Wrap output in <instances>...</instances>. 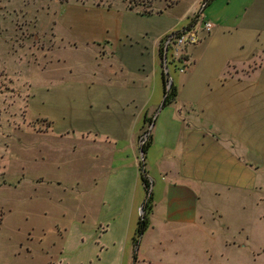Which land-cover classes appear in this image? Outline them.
<instances>
[{"label":"crops","instance_id":"0c3cea01","mask_svg":"<svg viewBox=\"0 0 264 264\" xmlns=\"http://www.w3.org/2000/svg\"><path fill=\"white\" fill-rule=\"evenodd\" d=\"M136 1L60 2L46 84L31 80L29 88L66 99L59 136L74 156L91 163V173L89 182L76 175L64 187L66 193L91 192L106 217L98 254L107 249L100 236L109 233L112 264H130L145 195L142 167L150 209L132 264H191L194 246L209 249L217 218L225 228L241 226L264 196V0H209L203 6L212 27L187 47L188 68L167 77L175 96L163 106L158 41L175 30V21L157 19L161 0H144L145 9ZM144 118L149 139L141 152ZM219 209L226 212L223 219ZM33 264L62 261L43 250Z\"/></svg>","mask_w":264,"mask_h":264},{"label":"rangeland","instance_id":"374dc122","mask_svg":"<svg viewBox=\"0 0 264 264\" xmlns=\"http://www.w3.org/2000/svg\"><path fill=\"white\" fill-rule=\"evenodd\" d=\"M62 1L0 0V264H33L43 250L58 254L62 264L113 263L111 234L100 236L107 249L97 251L106 217L97 210L95 196L93 202L91 192L66 193L64 187L76 175L89 182L91 173V163L76 157L59 136L60 103L66 99L29 88L31 80L46 84L44 67L57 44L51 23ZM161 1L164 9L157 19L175 21L174 29L202 14L201 0ZM176 65L168 61L166 77L178 72ZM148 132L146 120L139 144ZM253 209L254 216L241 226L225 228L217 218L207 252L197 244L189 258L183 257L191 264H264V196ZM242 211L246 218L247 207ZM229 234L234 242H222Z\"/></svg>","mask_w":264,"mask_h":264},{"label":"built area","instance_id":"2783aa9c","mask_svg":"<svg viewBox=\"0 0 264 264\" xmlns=\"http://www.w3.org/2000/svg\"><path fill=\"white\" fill-rule=\"evenodd\" d=\"M141 8L145 9L148 5L144 0H137ZM212 27V22L205 18L203 14L190 20L185 26L170 30L159 38L158 46L161 49V63L163 71L167 70L168 61L176 63L178 72H182L191 64V58L188 55L187 47L194 44L199 39V32L206 33Z\"/></svg>","mask_w":264,"mask_h":264},{"label":"trees","instance_id":"16d2710c","mask_svg":"<svg viewBox=\"0 0 264 264\" xmlns=\"http://www.w3.org/2000/svg\"><path fill=\"white\" fill-rule=\"evenodd\" d=\"M208 1L209 0H201V6L203 7ZM158 55H159V57H161V49L159 46H158ZM166 76H167L166 72L161 70L160 79H161L162 92H163V95H162V98L160 101L161 106L169 103L171 100H173V98L175 96V87L170 81L167 82ZM147 119L149 120V118H144L145 121ZM148 139H149V135L147 136L145 141H142L139 144V149L141 150V152H143L145 150L146 146L148 145ZM139 177H140V181L143 185L145 195H144L143 202L141 203V212L137 216L134 231H133V234L131 236V245H132L133 250L131 253L130 264H132V262L135 259V248L137 245V240H138L139 235L143 232V230L147 226V214H148L149 209H150L149 182H148V178L145 174V171L143 170L142 167H139Z\"/></svg>","mask_w":264,"mask_h":264}]
</instances>
